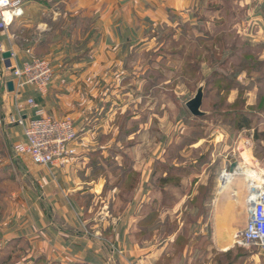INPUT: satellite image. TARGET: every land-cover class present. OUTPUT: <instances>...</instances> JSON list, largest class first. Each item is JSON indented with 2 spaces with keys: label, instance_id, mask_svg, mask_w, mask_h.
<instances>
[{
  "label": "rangeland",
  "instance_id": "1",
  "mask_svg": "<svg viewBox=\"0 0 264 264\" xmlns=\"http://www.w3.org/2000/svg\"><path fill=\"white\" fill-rule=\"evenodd\" d=\"M159 12L118 26L125 32L120 64H111L103 88L99 83L104 119L88 137L106 149L69 167L79 189H94L86 201L142 204L136 240L147 249L165 244L171 234L201 227L213 232L217 200L231 203L235 216H246L248 175L264 169V0H188L183 10ZM117 20L110 18L111 32ZM86 22L81 19L79 31L90 27ZM69 36L50 35L42 49L34 42L30 56L52 66L63 62ZM200 85L205 115L195 117L185 102ZM232 163L247 173H230ZM185 240L179 236L176 251ZM240 245L237 264H264V248Z\"/></svg>",
  "mask_w": 264,
  "mask_h": 264
},
{
  "label": "crops",
  "instance_id": "2",
  "mask_svg": "<svg viewBox=\"0 0 264 264\" xmlns=\"http://www.w3.org/2000/svg\"><path fill=\"white\" fill-rule=\"evenodd\" d=\"M187 1L161 0L159 7L158 0H29L8 28L0 25L1 53H13L1 61L0 73V256L4 255L5 263L223 264V258H229L224 264H237L235 247L240 243L234 239L239 231L236 223L245 224L248 214L235 216L231 203L217 200L213 232L201 227L198 233L171 234L165 244L147 249L136 240L141 230L138 222L145 218L139 212L142 204L86 201L94 189H79L78 176L69 169L78 162L92 161L95 150L103 153L106 149L96 148L94 139L88 137L104 119L97 106V99L105 95L99 83L103 88L111 64H120V32H125L118 26L130 25L126 19L132 16L183 10ZM113 6L117 9L112 10ZM111 17L118 19L113 25L118 27L115 32L110 29ZM81 19H87L85 27L90 26L85 31H79ZM59 33H69L71 41L67 43L73 45L66 43L70 53L53 66L47 92L39 94L26 85L16 99L14 91L7 90L12 78L3 66L21 63L30 57L26 51L33 52L34 42L39 49L45 48L48 37ZM29 98L43 114L55 119L69 115L76 123L77 153L65 169L35 165L28 155L13 152V143L23 139L14 118L20 113L27 117L36 113L26 104ZM87 145L96 149L87 151ZM238 166L236 163L235 169ZM179 236L186 240L182 250L176 251L174 243Z\"/></svg>",
  "mask_w": 264,
  "mask_h": 264
},
{
  "label": "built area",
  "instance_id": "3",
  "mask_svg": "<svg viewBox=\"0 0 264 264\" xmlns=\"http://www.w3.org/2000/svg\"><path fill=\"white\" fill-rule=\"evenodd\" d=\"M29 0H0V25L3 28L21 14V7ZM0 43V73H1ZM26 53L30 54L27 50ZM13 56V53H10ZM9 56V57H10ZM11 75L15 98L18 99L24 86H32L39 94H45L54 76L50 62L30 56L21 63L3 66ZM26 104L36 111L32 117L20 113L14 121L22 129L23 139L14 144L17 154L28 155L35 165L64 168L76 155L77 131L70 117L59 119L43 114L31 98ZM22 110L21 105H18ZM226 171V170H224ZM246 189L247 219L244 227L234 236L236 242L247 246L264 248V174L253 171L248 175Z\"/></svg>",
  "mask_w": 264,
  "mask_h": 264
},
{
  "label": "water",
  "instance_id": "4",
  "mask_svg": "<svg viewBox=\"0 0 264 264\" xmlns=\"http://www.w3.org/2000/svg\"><path fill=\"white\" fill-rule=\"evenodd\" d=\"M10 56V52L6 51L1 53V58L5 59ZM7 90L13 91V83L12 81L7 82ZM203 101V85H200L194 96L185 102V107L189 111V113L195 117H201L205 115V112L201 110V105ZM236 167V163H232L229 167V172L233 173Z\"/></svg>",
  "mask_w": 264,
  "mask_h": 264
},
{
  "label": "trees",
  "instance_id": "5",
  "mask_svg": "<svg viewBox=\"0 0 264 264\" xmlns=\"http://www.w3.org/2000/svg\"><path fill=\"white\" fill-rule=\"evenodd\" d=\"M241 113V112H240ZM242 115V120L246 123V125L248 124V122L250 121L249 120V117L247 116V115H245V114H241ZM1 255V254H0ZM6 261H5V259H4V255L3 256H0V264H7V263H5Z\"/></svg>",
  "mask_w": 264,
  "mask_h": 264
},
{
  "label": "bare ground",
  "instance_id": "6",
  "mask_svg": "<svg viewBox=\"0 0 264 264\" xmlns=\"http://www.w3.org/2000/svg\"><path fill=\"white\" fill-rule=\"evenodd\" d=\"M235 172L236 173H247V171H246V168H244V167H242L241 169L240 168H237L236 170H235ZM261 175H263L264 174V169H262L261 171ZM229 176V174L228 173H224V177H228ZM236 234V233H235Z\"/></svg>",
  "mask_w": 264,
  "mask_h": 264
}]
</instances>
